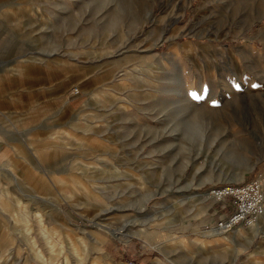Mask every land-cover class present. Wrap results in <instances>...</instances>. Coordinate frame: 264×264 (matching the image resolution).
<instances>
[{
	"label": "rangeland",
	"instance_id": "rangeland-1",
	"mask_svg": "<svg viewBox=\"0 0 264 264\" xmlns=\"http://www.w3.org/2000/svg\"><path fill=\"white\" fill-rule=\"evenodd\" d=\"M256 176L264 0H0V264H264L207 192Z\"/></svg>",
	"mask_w": 264,
	"mask_h": 264
},
{
	"label": "built area",
	"instance_id": "built-area-1",
	"mask_svg": "<svg viewBox=\"0 0 264 264\" xmlns=\"http://www.w3.org/2000/svg\"><path fill=\"white\" fill-rule=\"evenodd\" d=\"M207 192L221 209H225L213 223V227L220 231L248 224L264 212V186L258 176L214 184L208 187Z\"/></svg>",
	"mask_w": 264,
	"mask_h": 264
},
{
	"label": "crops",
	"instance_id": "crops-1",
	"mask_svg": "<svg viewBox=\"0 0 264 264\" xmlns=\"http://www.w3.org/2000/svg\"><path fill=\"white\" fill-rule=\"evenodd\" d=\"M24 66L25 65H18V67H17L18 72L25 73ZM37 151L40 152V154H41V152L43 150H37ZM46 152L48 153V151H46ZM41 157L44 158L45 156L42 155ZM208 199H210V198L208 197ZM206 209L208 210L207 212H209L210 215H212V211H211L212 209L210 208V206H209V209L207 207V208H203L202 210H205L206 211ZM24 221H27V220L24 219ZM263 224H264V214L253 225H248V226L247 225L246 226L245 225L244 226H240L239 225L240 227L237 226L236 228L232 229L231 231L227 232L226 234H222L220 232H218L217 234H213V232H211L213 234L212 238H213V241H215V242H220L221 239L233 240L235 242V245H233V246H231L229 248L222 249V250L224 252H234V253H238L239 250L241 249L240 248V245H239L240 243H238V241H242L244 239H246V240L249 241L250 238H252L254 235H256L260 231V229L262 228Z\"/></svg>",
	"mask_w": 264,
	"mask_h": 264
},
{
	"label": "bare ground",
	"instance_id": "bare-ground-1",
	"mask_svg": "<svg viewBox=\"0 0 264 264\" xmlns=\"http://www.w3.org/2000/svg\"><path fill=\"white\" fill-rule=\"evenodd\" d=\"M16 70H17V69H16ZM201 212L204 213V210H202ZM263 214H264V212H263L262 214L256 216L255 219L252 220L250 223L245 224V226H246V225L248 226V225H253V224H255ZM241 225H244V224H240V226H241ZM238 226H239V225H238ZM236 227H237V226H236ZM236 227H234V228H236ZM234 228H232V229H234ZM214 229L216 230V232H220V233H222L219 229H216V228H214ZM232 229H230L229 231H231ZM229 231H228V232H229ZM166 240H167V239H166ZM164 242H165V241H164Z\"/></svg>",
	"mask_w": 264,
	"mask_h": 264
},
{
	"label": "snow or ice",
	"instance_id": "snow-or-ice-1",
	"mask_svg": "<svg viewBox=\"0 0 264 264\" xmlns=\"http://www.w3.org/2000/svg\"><path fill=\"white\" fill-rule=\"evenodd\" d=\"M253 87H256V85H253Z\"/></svg>",
	"mask_w": 264,
	"mask_h": 264
}]
</instances>
